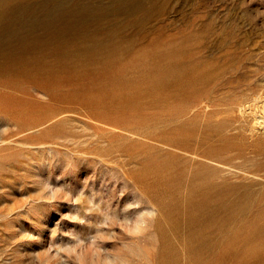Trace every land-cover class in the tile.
Instances as JSON below:
<instances>
[{"label": "rangeland", "instance_id": "obj_1", "mask_svg": "<svg viewBox=\"0 0 264 264\" xmlns=\"http://www.w3.org/2000/svg\"><path fill=\"white\" fill-rule=\"evenodd\" d=\"M0 13V264H264V0Z\"/></svg>", "mask_w": 264, "mask_h": 264}, {"label": "bare ground", "instance_id": "obj_2", "mask_svg": "<svg viewBox=\"0 0 264 264\" xmlns=\"http://www.w3.org/2000/svg\"><path fill=\"white\" fill-rule=\"evenodd\" d=\"M4 1H5V0H4ZM8 1H9V0H8ZM3 4H5V3L3 2ZM8 5H9V3H8ZM7 7H8V6H7ZM5 9H6V8H5ZM10 9H12V8H10ZM3 10H4V9H3ZM0 14H1V13H0ZM1 16H2V14H1ZM4 17H5V15H4ZM0 18H2V17H0ZM5 18H6V17H5ZM7 18H9V17H7ZM10 18H11V17H10ZM6 20H7V19H6ZM6 24H7V23H6ZM6 24H5V25H6ZM1 26H2V25H1ZM1 26H0V27H1Z\"/></svg>", "mask_w": 264, "mask_h": 264}]
</instances>
